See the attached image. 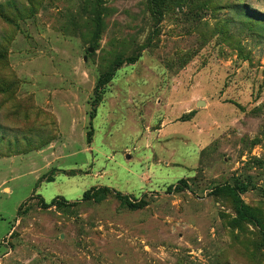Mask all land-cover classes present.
Wrapping results in <instances>:
<instances>
[{"label":"rangeland","instance_id":"1","mask_svg":"<svg viewBox=\"0 0 264 264\" xmlns=\"http://www.w3.org/2000/svg\"><path fill=\"white\" fill-rule=\"evenodd\" d=\"M263 234L264 0H0V264H264Z\"/></svg>","mask_w":264,"mask_h":264},{"label":"trees","instance_id":"2","mask_svg":"<svg viewBox=\"0 0 264 264\" xmlns=\"http://www.w3.org/2000/svg\"><path fill=\"white\" fill-rule=\"evenodd\" d=\"M228 192H230V197L233 200L234 207L236 209V213L239 219L244 220V221H250L254 223L256 226L263 228L261 222L255 217L254 213L246 207V205L243 203V200L241 199L238 189L235 187H226L225 188ZM108 188L104 189H98L97 191H88L84 194L85 198L92 197L94 195H97L98 192H108ZM263 239H264V234H263Z\"/></svg>","mask_w":264,"mask_h":264},{"label":"water","instance_id":"3","mask_svg":"<svg viewBox=\"0 0 264 264\" xmlns=\"http://www.w3.org/2000/svg\"><path fill=\"white\" fill-rule=\"evenodd\" d=\"M91 51H92V49H91ZM201 105H203V102H198V106H201Z\"/></svg>","mask_w":264,"mask_h":264}]
</instances>
